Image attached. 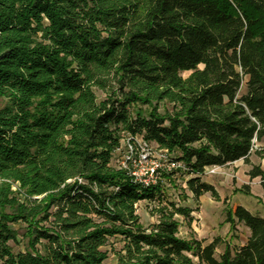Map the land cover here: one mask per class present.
<instances>
[{
    "label": "trees",
    "instance_id": "16d2710c",
    "mask_svg": "<svg viewBox=\"0 0 264 264\" xmlns=\"http://www.w3.org/2000/svg\"><path fill=\"white\" fill-rule=\"evenodd\" d=\"M136 135L187 170L133 183L111 161ZM263 140L264 0H0L1 264H264L263 218L228 210L249 236L216 257L179 235L192 210L162 185L178 172L217 197L205 170ZM248 177L264 195V168Z\"/></svg>",
    "mask_w": 264,
    "mask_h": 264
},
{
    "label": "rangeland",
    "instance_id": "374dc122",
    "mask_svg": "<svg viewBox=\"0 0 264 264\" xmlns=\"http://www.w3.org/2000/svg\"><path fill=\"white\" fill-rule=\"evenodd\" d=\"M189 75L190 72H185L182 77L186 78ZM245 82L246 80H244ZM95 92L98 99L104 98L101 92ZM244 92L245 88L243 87L240 94ZM257 152L261 155H258ZM119 160H121L120 154L116 152L111 161V165L116 169ZM248 162L246 164L240 160L224 167H218L214 173L204 172L201 181L213 186L217 192V197H212L208 193L197 200L194 199L186 186L187 176L178 172L174 173V178L171 179L172 183L162 182L170 200L192 210L189 221L179 218V235L182 238H194L203 242L204 245L218 240L220 243L215 249L216 257L224 251L226 244H230L231 247L245 245L249 236L248 229L242 224H237L235 229H232L226 221L227 212L228 210H234L237 206H242L251 214L264 219V195L260 180L258 178L250 180L248 177L251 166L264 168V140L262 142L255 141ZM154 205V203L145 200L137 204L136 213L140 217V223L144 228H148L156 221V217L151 213ZM15 226L19 232L18 244L10 243V245L13 247L14 252L23 251L27 242V239L23 240L21 238L24 229L22 226ZM110 244L115 250H119L122 245L115 239H111ZM107 263L114 264V258L111 254Z\"/></svg>",
    "mask_w": 264,
    "mask_h": 264
},
{
    "label": "built area",
    "instance_id": "2783aa9c",
    "mask_svg": "<svg viewBox=\"0 0 264 264\" xmlns=\"http://www.w3.org/2000/svg\"><path fill=\"white\" fill-rule=\"evenodd\" d=\"M117 152L121 159L118 168L125 171L133 183L146 188L158 185L164 173L187 170L166 150L158 149L138 135L125 137L123 147ZM217 169L211 167L205 172L214 173Z\"/></svg>",
    "mask_w": 264,
    "mask_h": 264
}]
</instances>
